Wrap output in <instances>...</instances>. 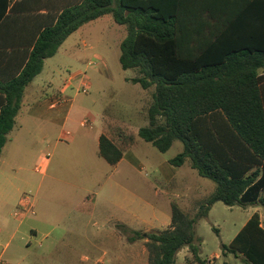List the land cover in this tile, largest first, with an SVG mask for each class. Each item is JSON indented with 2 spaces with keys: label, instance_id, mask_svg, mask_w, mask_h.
Returning <instances> with one entry per match:
<instances>
[{
  "label": "trees",
  "instance_id": "obj_1",
  "mask_svg": "<svg viewBox=\"0 0 264 264\" xmlns=\"http://www.w3.org/2000/svg\"><path fill=\"white\" fill-rule=\"evenodd\" d=\"M109 14L127 29L122 68L136 71L132 83L155 88L138 137L161 153L181 142L183 151L170 164H189L216 185L195 216L172 202L167 229L134 235L147 240V264H178L184 249L190 258L183 264H208L196 226L212 207L264 206V0H84L67 7L40 33L20 74L0 81V155L45 60L83 25ZM118 136L124 147L134 144L133 135ZM123 155L112 139L100 137L99 156L109 165ZM222 249L264 264L261 215Z\"/></svg>",
  "mask_w": 264,
  "mask_h": 264
},
{
  "label": "rangeland",
  "instance_id": "obj_2",
  "mask_svg": "<svg viewBox=\"0 0 264 264\" xmlns=\"http://www.w3.org/2000/svg\"><path fill=\"white\" fill-rule=\"evenodd\" d=\"M78 35L83 36L89 43L91 49L83 54L81 47H76V42L71 40L63 48L61 54L47 63L42 77L48 81L43 91L32 98L28 94L22 103V111L29 110L32 100L47 109L45 100L50 99L69 76H75L74 87L70 98L74 100L73 112L60 143L57 137L46 141H40L32 145L26 139H15L10 143L12 149L17 146L20 149L19 166L17 177L29 179L33 184L39 185L45 180L47 185L53 174H59L64 183L80 185L91 190L89 198L93 203L97 199V210L88 228V237L81 239L78 236L68 235L52 255L40 256L41 250H37V244L32 243L29 250L23 249L17 256L25 259L23 264H133L138 257V263L148 259L145 243L137 239L133 230H129L127 224H118L116 227L108 223L111 212L110 195L108 185L110 183V172L114 167L92 151V143L85 142L88 138L92 122L105 114L106 129L109 134L116 137L121 132L127 136L135 137L134 144L124 147L122 143L117 144L124 151V161L118 166L115 178L123 184L124 188L132 192L138 199L132 200L129 195L121 194L118 201L121 203L122 212L119 216L132 219V215H139L146 219L154 218V229L151 232L165 230L171 223V203L175 202L191 216H195L201 204L208 200L215 192L216 185L213 181L204 178L192 169L189 164L175 167L170 160L183 151L181 142H174L166 153L159 152L152 144L135 134L142 127L147 126V113L152 104L155 88L144 90L140 85L131 82L137 76L134 70H124L120 63L121 49L119 42L125 39L127 31L125 27L116 24L111 16L82 28ZM107 44H100V40ZM94 52L104 56L105 61L95 58ZM50 66V67H49ZM88 83L90 89L88 94H83V83ZM133 114V117H129ZM24 115L19 116L17 122L24 124ZM87 120L90 125L82 127L81 122ZM128 124L122 128H112L111 125ZM123 121L124 123H122ZM125 129V130H124ZM77 131V137L72 142L67 132L73 134ZM121 131V132H120ZM112 134V135H113ZM85 138V139H86ZM116 140V138H114ZM128 142L130 140H127ZM87 144V150L84 149ZM72 147L69 148L68 145ZM36 146L40 154H50L51 162L46 176L35 170L36 163L32 161L31 148ZM82 147L79 148V147ZM82 150V151H81ZM84 150V151H83ZM17 172V171H16ZM112 173V172H111ZM64 183H55V186H66ZM58 189V187H57ZM107 189V190H106ZM23 199L25 196L36 195V188L28 184L21 189ZM145 204L151 205L150 209ZM129 214L127 213L128 210ZM115 210V208H114ZM257 212L261 215L264 224V206L228 207L222 202L216 203L207 218L197 223V238L201 249V258L208 264H250L241 254L223 252L222 245H229L236 235L242 230L249 219ZM14 229L19 227V220L9 217ZM21 229H27V222ZM8 226L0 222V230ZM138 229L137 222L131 225ZM58 232H55V235ZM117 233V234H116ZM136 239L135 241L131 240ZM11 235L0 237V254L5 253L4 258H9V253L16 247ZM188 251V250H187ZM32 252L33 254L29 253ZM223 253V254H222ZM38 254V255H36ZM141 254L142 259L139 257ZM185 252L178 256V264L185 263Z\"/></svg>",
  "mask_w": 264,
  "mask_h": 264
},
{
  "label": "crops",
  "instance_id": "obj_3",
  "mask_svg": "<svg viewBox=\"0 0 264 264\" xmlns=\"http://www.w3.org/2000/svg\"><path fill=\"white\" fill-rule=\"evenodd\" d=\"M83 1L84 0H0V81L8 82L13 77L18 76L27 63L29 54L38 40L40 33L44 29L53 26L64 9L81 4ZM105 16L112 17L110 14ZM103 17L83 25L78 31L67 38L54 57L45 60L42 73L27 86L23 100L27 94L33 98L38 91H43V87L48 81L47 77H42L47 63L49 62L48 64H50V60H54L58 56L63 57L61 52L71 40L76 42L74 46L82 48L83 54H86L88 49H91L88 41L78 34L82 28L95 23ZM123 41L124 39L119 42L120 49ZM99 42L100 44H107V41L103 39ZM94 56L97 59L105 61L104 56L98 52H94ZM75 80V76H69L62 87L57 90L56 94L50 99L45 100L44 105H47L45 111H43L44 106L41 107L40 104L38 105L36 101L32 100L29 110L24 113L21 104V109L16 117L14 128L7 135V142L0 155V222L4 224L8 223V226L5 227L3 231L0 230V237L2 235L6 237L11 235L12 241L18 242H16L15 249L10 251L9 258L5 259V261L2 260L5 253L3 252L0 254V264H23L25 259L19 257L18 260L17 256L23 249L28 251L32 243L37 244V250H41L40 256H50L63 244V241L67 239L68 235L78 236L81 239H86L88 237V228L97 210V199L92 203L89 198L91 190L80 185L64 183L59 177V174L51 175L47 185H45V180H42V182L36 186L29 179L25 180L17 177L16 174H18V170L22 169L17 159L20 155V149L17 146L12 149L9 145L13 143L15 139H26L27 143L35 145L42 140L48 142L56 137L58 139L56 143H60L63 131L65 132V126L68 124L73 112L74 100L70 98V93L74 87ZM84 84L85 82L83 85ZM21 115H24L26 118L24 124H19L17 122V119ZM129 117L132 118L133 114H129ZM98 119L95 118L92 122L90 126L91 131L87 134L88 138L84 137V139L81 138V140L92 143V151L95 148L99 156V143L102 135H106L116 144L117 141L120 143L122 142L119 137H116L113 133L112 135L107 132L105 114L101 116L100 122H98ZM121 122L124 123L123 121ZM113 123L116 122L114 121ZM116 124L117 125H111V129H123L124 126L128 125ZM88 125H90V122L87 120L81 122L82 127H87ZM67 135L69 136L67 141L72 144L77 137V131L73 134L67 132ZM135 136L139 138L138 132ZM114 138H116V140ZM71 144L68 145L69 148L72 147ZM84 145V149L87 150V144L84 143ZM79 148L82 149L81 146ZM30 153L32 161L36 163L35 170L46 176L48 166L51 162L50 154H40V152L36 150V146H32ZM123 161L124 155L122 160L117 165L113 166L114 169L111 171L112 173L110 172V183L107 189L111 197V206H113L115 210L112 207L109 209L111 214L108 217V223H112L115 227L118 224H127L129 230L149 233L155 230L154 223L151 224L152 221L154 222V218L151 221L150 218L146 219L139 215H132V219H130L128 217L124 218L123 216H119L118 214L122 212L121 203L118 201L119 195L124 193L129 195L133 201H138L137 197L132 192L125 189L123 184L114 177L116 175L115 172L118 170V166ZM58 182L64 183L66 186L58 185L57 189L55 183ZM26 184L36 188L34 200L32 198L35 214L21 212L24 208L21 189ZM145 205V208L150 209L151 205ZM126 210H128V208ZM127 213L129 214V210ZM9 217L18 219L20 222L19 227L14 229L13 224L8 220ZM28 218L27 229L21 231ZM133 221L137 222V226L139 227L137 230L131 226ZM55 232L58 233L55 235ZM143 241L146 243L147 240ZM187 250L188 249L182 250L186 255L185 261L187 258H190V253ZM29 253L33 254L32 252ZM139 257L142 259L141 254ZM147 258H149V255ZM147 263L148 259L143 263L142 260H140V263H138L137 257L133 264Z\"/></svg>",
  "mask_w": 264,
  "mask_h": 264
},
{
  "label": "built area",
  "instance_id": "obj_4",
  "mask_svg": "<svg viewBox=\"0 0 264 264\" xmlns=\"http://www.w3.org/2000/svg\"><path fill=\"white\" fill-rule=\"evenodd\" d=\"M89 89H90V85L88 83H85L83 85V89L81 92L83 94H88ZM85 124H86V122H85ZM23 204H24V208L21 211L22 213L30 212L32 214H35V209H34L33 204H32V196H30V195L25 196L23 199Z\"/></svg>",
  "mask_w": 264,
  "mask_h": 264
}]
</instances>
